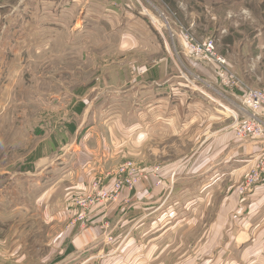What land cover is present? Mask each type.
I'll use <instances>...</instances> for the list:
<instances>
[{
    "label": "rangeland",
    "instance_id": "1",
    "mask_svg": "<svg viewBox=\"0 0 264 264\" xmlns=\"http://www.w3.org/2000/svg\"><path fill=\"white\" fill-rule=\"evenodd\" d=\"M206 40L247 88L264 90V0H0V264L58 263L71 227L87 225L93 207L117 202L141 182L174 195L159 217V228L170 229L147 256L151 264H186L189 255L198 259L204 230L218 213L225 211L224 229L236 221L231 195L238 194L243 204L240 199L246 201L256 185L248 190V174L231 177L228 167L199 168L203 147H212L208 159L215 155L220 129L231 125L238 105L221 85L215 62L189 46ZM159 66V79L183 82L195 103L189 100L187 106L182 92L154 98L142 90L137 96L139 83ZM80 99L111 151L64 150L39 160L55 140L71 141L62 124L73 121L71 109ZM157 101L159 116L172 107L180 121L174 130L164 123L147 130L138 145L134 129L122 132L119 124L150 116ZM199 113L203 123L186 130V116ZM149 118L143 120L147 128ZM97 158L102 165L94 164ZM202 193L207 202L199 208L193 198ZM102 194L112 200L97 201ZM84 198L96 201L78 221ZM189 203L194 207L186 209ZM259 228L250 230L249 242L238 243L239 249L228 243L221 264H264ZM110 231L106 235L113 237Z\"/></svg>",
    "mask_w": 264,
    "mask_h": 264
},
{
    "label": "crops",
    "instance_id": "2",
    "mask_svg": "<svg viewBox=\"0 0 264 264\" xmlns=\"http://www.w3.org/2000/svg\"><path fill=\"white\" fill-rule=\"evenodd\" d=\"M158 68H160V66L148 71V74L153 73V75L147 79L148 81L139 83L137 96H143L142 90H150L153 97L155 95H159V97H175L176 95H181L182 92V95L184 97L186 96V105L189 100L194 102L192 99L194 98V94L190 92L191 89L187 85L183 82L176 81L173 77L165 81H163L164 78L159 79L160 77L155 70ZM165 69V73L168 72V68L166 67ZM156 103L155 105L153 104L154 108L152 106L150 116H138L134 119V122L132 119H128L131 122L130 124H128L127 119L125 120L126 116L124 118L119 117V120L116 121L119 122L121 119L125 120V127H123V124H119L122 132L125 130L127 131V129L131 127L134 129L138 145L141 142L142 136L145 135L144 132L146 133L147 130L158 127L160 123H164L161 124L162 126L170 125L174 130L175 123L180 121L179 116L173 114L172 107L168 108L170 111L169 113L164 116H159L157 112L160 108L158 106L160 101ZM197 105L198 109H200L199 107L201 104L198 103ZM84 108V103L81 102V99L78 100L76 105L71 109L73 121L71 120L67 122V124H62L64 125L63 129L68 133V139L71 141L62 139L57 142L55 140L56 143L51 147L49 152L44 155L39 154L37 157L39 160L45 161L50 159L49 156L52 153L63 152L64 150L72 153L76 150L85 153H96L99 150L101 152L102 150H104L103 152L111 151L109 142L104 138L101 140V137L97 135L98 127L91 124L96 121L92 118L90 122V108ZM154 109H157V111ZM202 115V113L196 116L188 115L191 118L186 116V130H189L196 124L203 123L200 118ZM148 118L152 124L147 128L144 126L143 120L146 121ZM197 118L198 123L195 122ZM160 119L163 121L160 122ZM182 123V126H184V120ZM232 125L233 123L220 129V132L223 133L220 136V142L217 144L219 145V149L217 146L215 147V155L210 157V159H208L207 153L212 150L211 145H205L203 147V151L200 152V154H204L199 163L200 169L206 168L209 164H215L218 168L228 167L231 170V177H238L240 174L247 175L251 170L255 160L262 152L261 143L237 139L233 133ZM112 136L113 135L110 133L109 137ZM90 137H93L94 141L89 140ZM105 137L108 136L105 135ZM228 142H231V144L228 145ZM119 147L120 145L117 149L115 148V151L120 150ZM59 160L63 159L56 158L54 161L57 162ZM95 162L94 164L102 165L103 160L97 158ZM165 172L169 173L164 170L162 174L164 175ZM163 179L167 182V177H163ZM169 182L171 186L173 184L171 183L173 182V178L171 179L170 177ZM263 186L264 185L261 183L256 185L253 190L250 191V194L248 192L249 195L246 201H244V197L241 198L240 200H242L241 203L244 202L243 204H240L238 194L231 195V218L237 215L236 221L229 222L224 229V224L227 223L224 219L225 211L219 212L212 224L204 230L207 231L208 234L206 235L205 243L200 244L198 247V259H192L189 255L186 264H221L223 261V253L230 247L228 243H230V245L233 243L232 247L239 249L240 246L238 243L243 242L242 245H244L249 242L248 233L252 228L260 227L259 230L263 228L264 231ZM109 187L110 184L108 185V188ZM203 196L202 193L193 198L199 201V208L202 207L201 201L205 202L206 206L207 200H202ZM205 196L208 197V193H205ZM171 197H174L172 193H167V191L160 192L158 188H150L148 185L146 186V184L141 182L136 185L134 191H123L119 195L117 202L106 207H93L88 217L85 219L87 225L78 222L80 225L76 224L69 229V232L73 235L59 253L61 257L56 264H99V262L100 264H107V262H109L108 264H151V262H148L147 256L151 252L152 256L157 251L159 236L170 229L165 227L159 228V217L166 211L165 204ZM190 197L191 196H188L186 200H192ZM187 207L190 209L194 207V205L189 203L186 204V209ZM70 209V213L73 214L72 216H76L78 210L74 211L73 207ZM198 215H201V213ZM203 216H206V214L204 213ZM105 219H107L105 222L109 223L108 228L103 226ZM190 223V216H188L186 218V226H191ZM110 228L113 229V237L106 235L107 233L111 234ZM224 231L226 233H224ZM222 233L226 235V243L223 241ZM103 237L110 238L109 241L112 243H103V240L100 241ZM117 257H119L118 262H116ZM99 258L101 259L98 262L97 260ZM102 259L106 260V262L102 261V263Z\"/></svg>",
    "mask_w": 264,
    "mask_h": 264
},
{
    "label": "built area",
    "instance_id": "3",
    "mask_svg": "<svg viewBox=\"0 0 264 264\" xmlns=\"http://www.w3.org/2000/svg\"><path fill=\"white\" fill-rule=\"evenodd\" d=\"M189 46L192 51L195 50L194 52L202 49L204 57L211 58L215 62L221 85L235 94L238 105L236 106L237 114L232 117V130L236 138L241 141L261 143L262 152L255 160L244 181L245 188L250 190L258 183H264V90L247 88L229 69L226 60L215 55L211 40L204 41L201 46L195 43H190ZM101 197L97 201L107 202L112 200L110 195L102 194ZM93 201L96 200L84 198L80 204L81 214L78 221L85 219L86 212L95 204Z\"/></svg>",
    "mask_w": 264,
    "mask_h": 264
}]
</instances>
